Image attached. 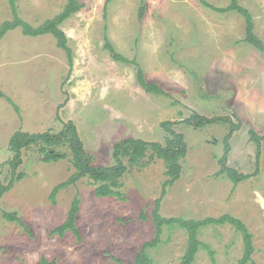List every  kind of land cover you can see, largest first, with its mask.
Listing matches in <instances>:
<instances>
[{
	"label": "rangeland",
	"instance_id": "rangeland-1",
	"mask_svg": "<svg viewBox=\"0 0 264 264\" xmlns=\"http://www.w3.org/2000/svg\"><path fill=\"white\" fill-rule=\"evenodd\" d=\"M13 1L31 25L53 17L66 2ZM79 1L83 7L61 24L71 65L50 34L29 36L16 28L0 38V91L18 107L0 97L1 181L10 176L8 141L17 130L56 133L71 121L93 163L109 166L119 140L164 144V120L181 121L194 113L229 116L239 128L230 138L226 165L257 172L236 185L219 174L227 124L176 122L172 127L183 134L187 151L159 212L186 219L232 215L252 234L253 263L264 264V140L257 149L249 135L250 128L264 134V53L243 41L244 18L202 3L223 8L230 0ZM237 2L252 14L254 32L264 43V0ZM12 18L11 0H0V24ZM105 36L142 68L147 82L167 94L146 92L135 64L110 57ZM63 152L64 158L46 163L36 150L23 151L18 170L26 175L0 197V264H44L42 258L55 264H132L143 242L154 237L151 210L166 179L163 161L154 157L142 168L128 167L120 179L122 199L96 196L94 185L82 178L61 189L53 204L51 189L73 169L69 152ZM74 197L80 241L72 231L51 234ZM4 211H16L29 231L4 218ZM186 237L184 229L164 228L162 241L148 250L152 264H178ZM198 237L212 254L201 248L194 264H236L242 256V235L228 223L207 225Z\"/></svg>",
	"mask_w": 264,
	"mask_h": 264
},
{
	"label": "trees",
	"instance_id": "trees-1",
	"mask_svg": "<svg viewBox=\"0 0 264 264\" xmlns=\"http://www.w3.org/2000/svg\"><path fill=\"white\" fill-rule=\"evenodd\" d=\"M202 3L217 12H238L245 20V37L243 41L264 53V43L254 32L252 14L245 7L238 4L237 0H230L229 5L223 8L212 6L207 2ZM11 6L13 18L11 20H5L0 24V38L7 32L16 28H21L23 34L29 36L50 34L55 38L57 46L65 51L68 63L70 65L72 64V51L67 43V37L61 28V24L83 7V4L79 0H66L59 13L44 20L39 25H31L24 21L19 16L13 0H11ZM142 14L143 6L140 8L139 18L142 17ZM104 48L109 52L110 57L114 61L132 63L138 67L137 79L146 92L157 95L167 94L157 83L147 82L144 78L142 68L134 60L118 52L107 36H105ZM0 97H5L14 109L18 111L17 105L6 97L2 91H0ZM176 122H184L185 124H191L197 127L215 122L227 124L228 129L222 139L223 153L218 158L221 166L219 174L227 176L236 185L238 182L251 177L257 172L256 170L254 173L250 174L240 173L235 168L226 165L230 150V138L234 131L239 128L238 123H234L229 116L205 117L194 113L181 121L164 120L160 123V127H162L166 133L164 144L158 141H146L136 137L124 138L113 144L112 158L115 163L109 166L96 165L93 163L92 156L89 155L83 147L76 126L71 121H68L65 122L63 127L56 133H50L49 131L31 133L17 130L12 134L8 141L9 150L12 155L8 161L10 176L8 177L7 183H3L0 179V197L5 192L9 191L16 182H19L25 177V172L23 170H18L23 162L22 154L24 150H36L38 158L46 163L57 162L64 158L66 153H64L63 150L69 152L73 169L65 180L60 181L51 189L48 197L53 204H55L56 195L61 189H66L68 186L75 185L76 182L82 178L88 179L89 182L94 185L93 192L96 196H112L117 199H122L123 193L120 190L122 182L120 179L127 171L128 167L142 168L149 163L151 158L156 157L161 159L165 165L166 179L161 185L159 197L155 198L153 201L151 210V219L155 233L152 239L143 242L132 264H152V257L149 255L148 250L162 241L161 235L166 227L185 230L187 243L178 264H194L196 254L201 248L207 249L209 253L212 254L209 246L198 237L200 229L207 225H222L225 223L232 225L242 235L244 243L243 253L236 264H254L251 257L254 251L252 234L240 219L229 214H223L220 217H205L203 219L164 217L160 214L159 208L161 198L166 194L167 187L172 185L180 177L182 168L180 161L185 157L187 151L183 134L177 132L172 127ZM249 135L250 140L253 141L257 149H259L260 143L264 140V134H258L254 129L250 128ZM124 160H126L127 163H125ZM78 212L79 199L74 197L64 221L55 226L51 230V234L63 236L67 231H72L77 237V240L80 241L82 236L76 225ZM3 216L10 221H18L29 231L16 211H4ZM141 217H144V215L141 214ZM41 262L44 264H55V261H47L45 258H42Z\"/></svg>",
	"mask_w": 264,
	"mask_h": 264
}]
</instances>
